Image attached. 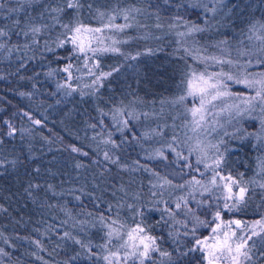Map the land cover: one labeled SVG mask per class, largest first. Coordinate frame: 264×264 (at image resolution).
Returning a JSON list of instances; mask_svg holds the SVG:
<instances>
[{
	"label": "trees",
	"instance_id": "obj_1",
	"mask_svg": "<svg viewBox=\"0 0 264 264\" xmlns=\"http://www.w3.org/2000/svg\"><path fill=\"white\" fill-rule=\"evenodd\" d=\"M156 2L160 5L165 25L173 22L172 18L176 15L196 23H200L204 17L201 9H189L187 13L180 9L177 12L170 5H165L163 0ZM187 2L190 0H172L173 4ZM0 3L4 5L3 9H0V29L5 31L16 27L13 24L14 19L19 18L23 27L29 18H38L42 10L37 5L32 8L25 6L21 11L18 0H0ZM48 3L54 6L56 0H48ZM202 3L208 7L214 6V0H202ZM96 4L103 8L116 4L120 7L147 6L143 0H96ZM12 8L17 11L9 12ZM209 17L216 26L207 32L187 37L186 40L190 39L192 44L186 43L184 46L190 49L199 48L203 53V44L206 47L212 46L213 50L215 44L227 39L234 58L235 48L240 41L248 42L247 32L250 24L264 19V0H225L223 12L218 13L216 17L209 14ZM137 19L140 26L134 25L124 33H116L115 36L128 40L127 43L117 46L123 52L132 55L140 52L142 55L136 60H125L118 53H104L99 56L100 69H94L110 71L120 66V71L108 78L100 90L103 94L100 107L109 111L110 106H120L121 102L128 106L135 101L129 110H134L139 120H130V130L123 133L112 127L108 117H104L106 127L99 125L100 114L95 97L80 95L81 90L85 93L90 91L84 85L93 79L83 69L82 58L78 60L73 57L70 61L74 69L69 82L77 91L70 97H65V89H58L57 83H65L67 74L57 71L54 76H48L47 73L52 69L63 68L66 61H53L49 54L42 56L43 43L39 47L34 45L33 50H26L23 47L25 38L13 31L11 39L7 40V46L13 49L11 54L7 51L0 52V139L4 140L3 145H0V160L6 165L0 168V206L6 209L0 210V248L9 253V256H0V264H44L45 261L48 264H64L78 252L81 255L84 253V249L79 245L60 239L64 231H69L86 244L89 241L92 244H100L104 242L103 236L107 231L100 223L101 215L105 216L108 222L111 219L118 220L127 229L139 221L140 217L136 213L142 206L151 207L156 200H166L168 206L174 208L173 201L180 196L187 197L186 188L168 186L163 189L164 195L161 197V190L152 188V185L157 183L153 172L168 176L174 183L181 179L187 181L192 177L207 183L211 173L207 172L201 176L204 165L195 164V153L189 157L192 164L189 168L185 166L186 162L178 159L172 151L175 148L187 155L191 146L190 141L184 142L185 133H189V128L185 125L191 118L185 117L183 105L171 103L184 92L183 81L188 67H196L193 58L177 43L182 38L175 33L186 29L181 26L176 29H157L154 27L157 22L155 15L139 16ZM36 22L40 21L37 19ZM84 22L97 24L96 20L87 17ZM116 22L124 23L122 19ZM55 35L56 32H53L51 36L45 35L41 39L47 38L51 42ZM28 42H31L30 37ZM17 45L19 51L13 47ZM147 49L162 50L147 54ZM61 51L67 54L68 50ZM75 68H80V72L77 73ZM186 103L192 106L190 99ZM175 107H181L183 111L177 114L178 116L168 117L164 123H147V118L141 115L142 112L161 114ZM34 120H40L41 123L35 124ZM5 121L17 129L15 136L7 135L9 128ZM94 123L97 124L96 128L89 126ZM245 128L249 132L254 130L249 121H244L239 136L243 135ZM109 131L112 132V138L121 144L120 149H113L112 152L120 157V163L125 165V168L103 160L102 150L110 146L100 141L102 138L107 139ZM146 132L149 137L144 139ZM174 136L177 137L176 141ZM125 137L127 142L124 141ZM230 145L232 147L229 146L230 153L224 157L222 171L231 173L233 177L243 173V179L250 182L256 176L260 159L264 158L263 147L256 144L253 137L232 142ZM72 146L88 152L89 155L85 157L72 152ZM12 160L18 161L15 166L10 163ZM95 160L99 163H93ZM136 161H139V164L134 163ZM78 162L85 166L77 168ZM145 167L150 171H145ZM197 167L200 172L195 171ZM36 168L40 169L39 173L34 171ZM176 173L181 175L177 176ZM217 182L219 183V180ZM30 183L39 184L40 187L28 189ZM49 185L52 186L51 189ZM209 187L211 194L206 192L201 196L197 192L195 200L188 197L190 206L201 219H211V214L206 215L207 208L197 207L196 201L207 202L211 198L213 204L223 203L222 200H215L216 196L222 195L220 190ZM53 191L56 195H53ZM153 192L157 194L153 196ZM77 196L80 197L79 200L76 199ZM260 204L261 197L257 194L246 212L231 215L252 222L260 218L257 210ZM155 206L161 209L165 207L164 204ZM109 207L111 211H108ZM260 210L264 211V208ZM161 215L160 211L146 213V223L153 235L164 237L161 247L172 251L176 244L168 236V232H183L184 229L179 224L172 229L171 224L175 222L165 224L160 220ZM164 215L166 219V214ZM228 218L229 214L225 213L224 219ZM177 219L190 220V217H184L178 212ZM65 221L67 223H64ZM208 233L209 229L206 228L201 227L198 230V235ZM25 237L27 239H23ZM180 239L185 242L188 240L183 236ZM34 241H39L43 250ZM262 250L264 249L259 245L255 250L257 264H264L259 256ZM37 256L43 259H37ZM74 264L91 262L78 260Z\"/></svg>",
	"mask_w": 264,
	"mask_h": 264
},
{
	"label": "snow or ice",
	"instance_id": "obj_2",
	"mask_svg": "<svg viewBox=\"0 0 264 264\" xmlns=\"http://www.w3.org/2000/svg\"><path fill=\"white\" fill-rule=\"evenodd\" d=\"M143 2L147 5L146 7L136 5L120 7L116 4L109 8H103L96 4V0H56L54 6L48 3V0H18L19 10L21 11L25 9V6L32 8L37 5L42 10L38 18H29L23 27H21L22 21L16 18L13 20V24L16 26L14 29L8 31L0 29V52L7 51L11 54L13 49L7 46V40L11 39L13 31L18 36L25 38L23 47L26 50H33L34 45L39 47L43 43L42 56L43 54H49L53 61H66L63 68L52 69L47 73L48 76H54L57 71L67 74L65 83H57L58 89H65V97H70L73 92L77 91L69 82L72 79L74 69V65L70 61L73 57L78 60L82 58L83 69L93 79L90 83L84 85L90 91L85 93L81 90L80 95L82 97L85 95L95 97L97 111L100 114L99 125L106 127L104 117H108L112 127L123 133L125 130H130V120H139V116L135 114V111L129 110L135 101L128 106H124L123 102L120 106H110L109 111H105L104 108L100 107V102L103 100V94L100 90L105 86L104 82L108 78L112 77L115 72L120 71V66L114 67L110 71H95L94 69H100L99 56L104 53H118L125 60L138 59L142 53L137 52L132 55L123 52L116 46L127 43L128 40L118 39L115 34L124 33L126 29H130L134 25L140 26L137 19L139 16L155 15L157 22L154 27L157 29H164L165 27L176 29L178 26L185 28L186 31L175 33L176 36L184 38L178 40L177 43L181 45L188 56L206 65L203 71L191 66L188 67L183 81L185 84L184 92L171 101L174 105H183L185 117L191 118L187 120L185 126L194 134L205 135L206 132H201V129L207 130L211 128L212 124L218 123L216 118L218 113L213 111L218 108L220 113L227 112L229 122L231 120H236L237 123L249 121L254 130L249 132L245 128L241 138L253 137L257 142H260L261 147H264V19L250 24L247 32L248 42L240 41L235 48L236 56L234 58L227 39L214 45L223 55L200 56L201 50L199 48L190 49L184 46L187 43L186 38L207 32L215 27L216 24L209 17V14H211V17H216L218 13L223 12L225 0H214L213 7H208L207 4L202 3V0H190V2L178 4H173L172 0H163L165 5H170L177 12L180 9H184L185 13L189 9L193 11L201 9L204 13L200 23L176 15L172 18L173 22L167 25L163 22L162 11L156 0H143ZM3 7V3H0V9H3ZM16 11V8L9 9V12L12 13ZM197 15H199V12H197ZM85 17L96 20L97 24L85 23ZM37 19L40 21L39 23L36 22ZM118 19H122L124 23H117ZM143 26L147 27V25ZM53 32H56V35L54 39H51V42L47 38L41 39L45 35L51 36ZM29 37L30 43L28 42ZM13 47L19 51L18 45ZM66 49L68 50L67 54L62 53L61 50ZM160 50L162 49H147L146 51L147 54H154V51ZM183 58L181 57V59ZM208 61H212L213 64L221 67L215 72H209ZM225 65L228 66L227 70L224 68ZM75 71L79 73L80 68H75ZM77 79H79V76H77ZM21 95H24V93H21ZM189 98H191L192 106L186 103ZM216 101L220 103H214ZM57 102L59 103V101ZM210 112L212 114L211 121L208 119ZM24 115L27 116L28 113H24ZM141 115L147 117L149 113L142 112ZM29 118L31 119V117ZM5 123L8 124L9 128L7 135L9 137L15 136L17 129L12 127L8 121H5ZM33 123L40 124L41 121L34 120ZM89 126L96 128L97 124L94 123ZM159 134L157 133V135ZM101 136L103 137V133H101ZM148 137L149 133H144L143 138L147 139ZM133 138H136L134 134ZM193 138L185 133L184 142L187 143ZM173 139L176 141L177 137L174 136ZM195 139L196 144L189 147L187 155L175 148L172 151L176 153L178 159H183L186 162L185 166L189 168L192 167L189 157L194 152L197 153L195 164L204 165V172L200 173L201 176H204L207 172L211 173L207 183L195 177L187 181L181 179L174 183L168 176H160L159 173L153 172V175L157 177V183L153 184L152 188L160 189L161 197L164 195L163 189H165V186L186 188L188 190L187 197L180 196L173 201L174 208L168 206L166 200H156L151 207L145 208L142 206L136 213L140 217L139 221L127 229L118 220L111 219L108 222L105 216L101 215L99 217L100 223L107 231L103 236L104 242L100 244H92L91 241L86 244L69 231H64L60 235L61 240L71 241L84 249L83 255L78 252L76 255L69 257L64 264H74L78 260L89 261L91 264H98V262H102V264H257L255 250H257L258 245L261 249H264V211L260 210L264 208V175H262L264 174V159H260L257 165L259 169L257 175H261V180L253 178L250 182L245 181L243 173H240L238 177H233L231 173L222 171L224 153L220 151L219 145H210L216 151L215 155L209 157L207 146H201L203 142L199 136H196ZM124 141L127 142V137L124 138ZM3 143L4 140L0 139V145H3ZM100 143L110 146L102 150L104 161L121 168L126 167L120 163V157L112 152L113 149H120L121 144L112 138L111 131L107 133V139L102 138ZM220 143H223V140ZM71 151L80 153L85 157L89 155L88 152L75 146L71 147ZM17 162V160H12L10 163L15 166ZM19 163H23V161H19ZM93 163L98 164L99 161L95 160ZM134 163L139 164V161ZM5 166L4 161L0 160V168ZM84 166L79 162L76 164L77 168H83ZM144 170L150 171L146 167ZM34 171L39 173L40 169L36 168ZM195 171L200 172V168L197 167ZM175 175L180 176L181 174L176 173ZM250 183L255 187H250ZM209 186L220 190L222 195L216 196L215 200H222L223 203L213 204L211 198L207 202L203 200L196 201L197 207L207 208L206 215L211 214V219H201L200 215L194 212L190 206L188 197L195 200L197 192L201 196L205 192L211 194V187ZM33 187L39 188L40 185L30 183L28 189ZM48 187L49 189L52 188L51 185ZM257 189L260 190L259 193H257ZM29 194L31 195L30 192ZM156 194V192L152 193L153 196ZM257 194L261 197V204L257 206L259 219L249 223L247 220L234 218L231 215L246 212L250 202ZM53 195H56L55 191H53ZM76 199L79 200L80 197L77 196ZM160 204H164L165 207L161 209L155 206ZM0 210L6 211V209H2V206H0ZM108 211H111V207L108 208ZM154 211L162 213L160 220H163L165 224L174 221L175 223L171 224L172 229H175L177 224L184 229L183 232H168V236L176 244L172 251L164 250L161 247L164 237L153 235L146 223V213ZM178 212L184 217H190V220L177 219ZM225 213L229 214L228 219H224ZM164 214H166V219ZM64 223H67V221ZM201 227L209 229V233L198 235V230ZM181 236L188 238L187 242L182 241ZM34 243L41 247L39 241H34ZM41 250H43L42 247ZM0 256H9V253L0 248ZM259 256L260 260L264 261V250L260 251ZM36 258L43 259L39 256ZM44 264H48V262L45 261Z\"/></svg>",
	"mask_w": 264,
	"mask_h": 264
},
{
	"label": "rangeland",
	"instance_id": "obj_3",
	"mask_svg": "<svg viewBox=\"0 0 264 264\" xmlns=\"http://www.w3.org/2000/svg\"><path fill=\"white\" fill-rule=\"evenodd\" d=\"M139 25H141V24L139 23ZM182 39H184V38H182ZM187 44H192V41L190 39H188L187 40ZM116 46H118V45H116ZM202 47L204 49H203V53H202V51H200V53H199L200 56H212V55L221 56V55H223L220 52V50L218 48H216V47H214L213 50H212V46L211 47H208V46L206 47V45L203 44ZM231 51L233 53L232 49H231ZM193 61L196 64V67L199 68L198 70H200V71L204 70V68L206 66L204 63H201L199 60H194V59H193ZM207 67H208V71L209 72H215V71L219 70V68L221 66L213 64L212 61H208L207 62ZM227 67H228L227 65L224 66L225 70H227ZM233 90H235V89H233ZM189 99H190V103L192 105L191 98H189ZM214 103L219 104L220 102L216 101ZM209 107H211V106H209ZM182 111H183V108H181V107L176 108L175 107V108L167 110L166 112L163 111V112H161V114L154 113V112L150 113L146 117L147 118V123L156 124L157 121H159L161 123H164V122L167 121L168 117H170V116H172V117L178 116L177 114L181 113ZM213 111L218 113V116L216 117L217 120H218V123L212 124L211 128H208L207 130L201 129V132H206L205 135H201L200 133H195L194 134V133H192L189 130L188 135L194 137L192 140H190L191 146H195V144H196L195 137L199 136L200 140L203 142L201 146L202 147L207 146V151H208L209 157L215 155V151H216V150L213 151L212 149H214V148L210 147V145L211 144H217V145H219L220 151L224 153V157L226 158V156L230 153V150H231V148L229 146L232 147V145H230V144L232 142H236V141H239V140L242 141L243 140L241 138L242 135L239 136L240 131H238V129L240 130V128L243 125L244 121H242L240 123H237L236 120H231V122H229V116H228L227 112L220 113L218 108L214 109ZM208 119H209V121H211V119H212L211 112L209 113V118ZM221 140H223V143H220ZM256 144H259L261 146L260 142L256 141ZM225 149H227V151H225ZM195 154H197V153H195ZM263 156H264V147H263ZM256 171L258 173V171H259L258 167L256 168ZM257 173H256V176L254 178L256 180H261V175H257ZM262 175H264V174H262ZM252 180H253V178L251 179V181ZM249 186L250 187H255L251 183L249 184ZM256 191H257V193L260 192L259 189H257ZM254 239H255V237H254Z\"/></svg>",
	"mask_w": 264,
	"mask_h": 264
}]
</instances>
